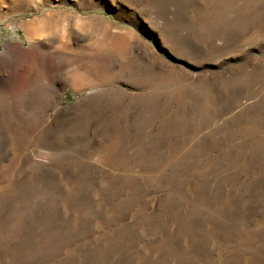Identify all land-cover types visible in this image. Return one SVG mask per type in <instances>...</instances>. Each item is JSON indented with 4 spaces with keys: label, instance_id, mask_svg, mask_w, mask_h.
<instances>
[{
    "label": "rangeland",
    "instance_id": "1",
    "mask_svg": "<svg viewBox=\"0 0 264 264\" xmlns=\"http://www.w3.org/2000/svg\"><path fill=\"white\" fill-rule=\"evenodd\" d=\"M0 264H264V0H0Z\"/></svg>",
    "mask_w": 264,
    "mask_h": 264
}]
</instances>
